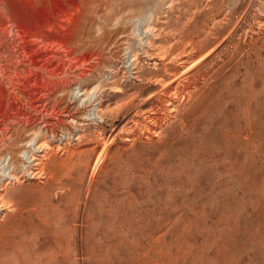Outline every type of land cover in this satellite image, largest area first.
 Returning <instances> with one entry per match:
<instances>
[{"label": "rangeland", "instance_id": "rangeland-1", "mask_svg": "<svg viewBox=\"0 0 264 264\" xmlns=\"http://www.w3.org/2000/svg\"><path fill=\"white\" fill-rule=\"evenodd\" d=\"M0 148V264H264V0H0Z\"/></svg>", "mask_w": 264, "mask_h": 264}, {"label": "bare ground", "instance_id": "bare-ground-1", "mask_svg": "<svg viewBox=\"0 0 264 264\" xmlns=\"http://www.w3.org/2000/svg\"><path fill=\"white\" fill-rule=\"evenodd\" d=\"M190 58V57H189ZM194 58V57H193ZM191 60V59H190ZM194 60V59H193ZM194 65H196V64H194ZM194 65H193V67H194ZM192 67V66H191ZM192 67V68H193ZM191 68V69H192ZM162 71V70H161ZM181 72V71H180ZM169 73V72H168ZM166 75V74H165ZM175 75H176V73H175ZM167 76V75H166ZM178 76V75H177ZM189 78V77H188ZM178 79V78H177ZM162 81V80H161ZM167 87V86H166ZM170 87H172V86H170ZM181 87V86H180ZM164 89H169V88H164ZM171 89V88H170ZM165 94V93H164ZM163 94V95H164ZM170 95V94H169ZM162 96V95H161ZM153 98H155V97H153ZM152 98V99H153ZM161 98V97H160ZM176 98V97H175ZM178 98V97H177ZM151 99V98H150ZM149 99V100H150ZM148 101V100H147ZM158 103V102H157ZM144 105H146V104H144ZM143 105V106H144ZM129 106V105H128ZM127 108V107H126ZM120 110V109H119ZM91 116H93V114L91 115ZM95 116V115H94ZM96 118V117H95ZM32 143H33V141L31 140V141H29V143L28 144H30V145H32ZM27 144V145H28ZM24 147V146H23ZM14 148V147H13ZM21 148V147H20ZM10 151V150H9ZM9 153V152H8ZM10 154V159H7V158H5L4 157V155H3V151H2V149L0 148V180L2 179V177H1V174L4 172V175H8V176H11V178H13V176H12V174L11 173H8V169L10 168V167H12V162H13V160L15 159V163H16V165L17 166H22V163H23V159L27 156V152H25V150L24 149H22V150H17V151H15L14 150V152H11V153H9ZM27 162V161H26ZM13 165H15L14 163H13ZM15 165V166H16ZM11 172V171H10ZM8 173V174H7ZM3 175V174H2ZM4 185V184H3ZM1 187H3L2 186V184H1ZM0 204H1V202H0ZM2 205H3V203H2ZM10 248V247H9ZM2 254H3V252H2ZM0 255H1V252H0Z\"/></svg>", "mask_w": 264, "mask_h": 264}]
</instances>
